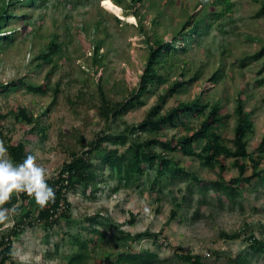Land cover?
Returning a JSON list of instances; mask_svg holds the SVG:
<instances>
[{
  "label": "rangeland",
  "instance_id": "rangeland-1",
  "mask_svg": "<svg viewBox=\"0 0 264 264\" xmlns=\"http://www.w3.org/2000/svg\"><path fill=\"white\" fill-rule=\"evenodd\" d=\"M125 1L130 4V0ZM232 1L233 9L224 19L210 27L202 23L199 34L184 36L189 50L179 55L180 63L172 62L173 66H168L163 73L170 76V81L180 76L182 67L186 70L184 79L198 70H201V75L194 84L186 85L184 92L170 98L165 108L205 93V98L221 101L224 111L231 114L228 125L222 128L224 137L230 140L236 125V98L242 93L255 123V132L249 137V149L252 151L264 135V85L257 84V79L264 76V54L247 67L241 66L239 61L245 55L259 52L264 46V16L255 17L264 0ZM136 6L139 17L137 22L129 24L118 21L117 15L105 8L102 0H48L41 7L17 10L19 13H31V18L14 23L20 27L16 39L0 51V82L27 75L29 81L41 84L55 65L49 86L54 89L59 83L60 93L57 102L44 116L49 126L47 137L29 145L36 163L47 170L48 177L71 157L66 146L74 145L75 134L82 132L90 140L106 127L105 119L98 112V82L113 100L127 97L138 86L149 49L137 26L140 19L146 35H152L151 40L155 37L170 39L187 19L191 23L187 29H190L197 21L206 19L210 12L209 6H203L200 0H144L142 5ZM24 23L27 25L22 26ZM152 30L155 33L149 34ZM55 36L61 43V51L55 57L56 64L45 63L43 67L36 68L35 57ZM96 45H100L99 56H102L98 64L92 56ZM95 65L99 66L97 71L94 70ZM220 66L224 76L219 83H214L209 78ZM166 85L168 83L149 95L145 105L113 121L112 130L122 129L125 121L138 123L144 119ZM52 89L47 95L30 93L25 89L13 91L9 95H0V104L5 112L18 104H26L38 112L53 101ZM11 121L13 118L9 116L8 123ZM10 127H14L10 133L14 141L22 137L26 128L20 123L10 124ZM166 132L171 136L178 130ZM177 159L205 182H196L190 192L185 182H170L159 195L160 202L156 200L155 192L148 193L149 183L144 185L143 193L139 189L113 192L116 181L111 180L103 184L96 199L82 192L72 194L73 221L70 224L62 221L52 230L40 226L28 229L21 236L23 242L17 245V261L19 264H37L42 260L47 264H66L70 255L78 250L73 236H77L82 226L88 225L85 216L98 210L108 213L119 223L129 219V210L139 213L134 225L123 226L132 233L164 228L165 232L160 236V242L164 243L162 246L153 244L151 238L133 244L135 251L149 249L158 253L160 261L157 264H187L179 259L177 251L203 255L208 264H231V256L249 250L245 239L251 233L264 239V181L243 184L241 193L230 198L223 191L214 189L211 183L219 179L218 169L204 167L199 159L181 154ZM232 162V159L227 161L225 178L228 180L238 175ZM260 167H264V159ZM205 184L209 188L200 190ZM176 203L181 207L177 208ZM176 208L178 215L170 220L171 211ZM236 230L242 232L239 239L231 240L224 236V233ZM83 236L91 238L95 234L83 230ZM56 242L60 244L58 253L54 252ZM48 247L54 253L51 257ZM84 251L90 252L86 264H113L121 249L115 243L93 242ZM251 253V264H264V252Z\"/></svg>",
  "mask_w": 264,
  "mask_h": 264
},
{
  "label": "trees",
  "instance_id": "trees-1",
  "mask_svg": "<svg viewBox=\"0 0 264 264\" xmlns=\"http://www.w3.org/2000/svg\"><path fill=\"white\" fill-rule=\"evenodd\" d=\"M114 1L123 7L125 16L133 14L136 17H139L136 5H142L144 2V0H130L128 5L125 0ZM200 1L203 6L208 5L210 8L206 19L197 21L190 29H187L191 24L187 19L181 29L175 31L170 39L155 37L151 40L152 35H146V28L140 19L138 27L142 31L149 49L138 86L127 97L113 100L106 92L105 87L98 82L100 97L98 112L105 119L106 127L101 128L90 140L83 136L82 132H78L74 135V145L67 144L66 149L71 157L47 180L49 186L56 190L54 203H49L42 208L35 202L34 197H30L24 192H14L10 201L0 206L9 209L13 206L18 208L17 214L10 218L12 221L10 226H5L8 222L0 224V264H19L16 257L17 245L23 242L21 236L28 229L40 226L45 230H52L62 221H67L70 224L73 221L72 194L82 192L89 198L96 199L103 184L109 183L111 180L116 181L112 189L113 192L139 189L140 193H143L144 185L149 183L148 193L155 192L156 200L160 202L161 196L159 195L163 192L164 186L170 182H185L189 192L196 182H205L177 159L178 154L197 158L204 167L218 169L219 179L210 182L214 184V189L223 191L230 198L241 193L243 184L251 185L254 181H264V167H260L264 159V135L255 149L251 151L249 137L255 132V123L252 113L246 108L242 93L236 98V125L234 136L230 140L224 137L222 128L228 125L231 114L224 111L221 101L205 98V93H200L192 100L178 101L177 104L165 108L170 98L184 92L186 85L194 84L201 75V70H198L190 78L184 79L186 70H184L185 67H182L180 76L170 81V76L163 73L168 66H173L172 62L174 64L179 62L180 54L189 50L184 36L190 34L193 37L195 34H199L201 29L199 26L202 23H207L206 26L210 27L212 23L228 16L234 6L232 0ZM47 2L48 0H0V51L15 41L20 27L14 23L31 18V13H19L17 10L41 7ZM262 16H264V3L255 14L257 18ZM116 19L120 22L123 21L119 17ZM26 25L27 23L22 24V26ZM153 33H155L154 30L149 34ZM58 39L59 37L55 36L35 57L36 68L43 67L45 63L56 64L55 57L61 51V43ZM94 48L92 56L95 64H98L102 60V56H99L100 45H96ZM263 54L264 46L257 53L241 57L239 63L241 66L247 67L256 63ZM95 66L94 70L97 71L99 66ZM54 69L55 65L47 72L45 81L41 84L29 81L27 75L15 80L0 82V95H9L13 91L22 89L30 93L47 95L52 89L49 84ZM223 76L224 70L220 66L213 72L209 80L219 83ZM167 83L168 85L158 95L157 102L146 112L144 119L138 123L125 121V126L122 129L112 130L113 121H117L125 114L145 105L147 97ZM257 84L264 85V76L257 79ZM52 90L53 101L38 112L26 104H18L5 112L0 104V140L4 141L8 155L15 165L22 164L29 155H32L29 146L31 142L47 137L49 126L44 121V116L58 100L59 83ZM9 116L13 118L11 123H8ZM16 123H20L26 128L22 137L14 141L10 134L14 127H10V124ZM166 130H178V132L169 136ZM229 159L233 160L232 165L237 168L238 175L228 180L225 178V173L228 170L227 161ZM202 188L207 190L209 186L205 184L200 190ZM176 206L177 208L181 207L180 203H176ZM177 208L172 209L170 220L177 217ZM127 213L129 219L123 223L114 221L110 215H107L108 213L105 214L102 210L91 215L87 214L85 222L88 225L82 226V230L72 238L74 244L78 246V250L70 255L66 264H86L90 259V252L84 251V249L93 242L115 243L121 249L113 264H157L160 261L158 253L149 249L135 251L133 244L141 239L151 238L153 244L162 246L164 243L160 242V236L165 232V229L161 228L158 231L145 229L132 233L124 229L123 226L134 225L139 213H135L133 210H129ZM83 230L94 233L95 236L84 237ZM110 232L112 233L109 234ZM241 235L240 230L230 234L224 233V236L231 240L239 239ZM245 241L249 244V250L243 251L235 257L231 256V264H251V251L253 253L264 252V239H259L254 233L246 237ZM59 246V242H56L54 252L58 253ZM50 249L48 247L49 257L54 255ZM176 255L187 264H208L204 261V256L200 254L177 251ZM37 264L47 263L42 260Z\"/></svg>",
  "mask_w": 264,
  "mask_h": 264
},
{
  "label": "clouds",
  "instance_id": "clouds-1",
  "mask_svg": "<svg viewBox=\"0 0 264 264\" xmlns=\"http://www.w3.org/2000/svg\"><path fill=\"white\" fill-rule=\"evenodd\" d=\"M120 7L123 13V7ZM132 15L130 14L129 16ZM117 17L119 16L117 15ZM126 17L128 16L124 15V19L119 18L129 24L130 21L125 19ZM48 178L47 170L38 165L36 158L32 155H29L22 164L15 165L8 155L4 141L0 140V206L9 202L14 192L27 193L28 196L34 197L35 202L42 208L49 203H54L56 190L49 186L47 183ZM17 211V206H13L10 209L0 207V224L8 222L5 226H10L12 223L10 218L12 215L17 214Z\"/></svg>",
  "mask_w": 264,
  "mask_h": 264
},
{
  "label": "bare ground",
  "instance_id": "bare-ground-1",
  "mask_svg": "<svg viewBox=\"0 0 264 264\" xmlns=\"http://www.w3.org/2000/svg\"><path fill=\"white\" fill-rule=\"evenodd\" d=\"M102 1H103V5L105 6V8H107L108 10L112 11L113 13H115L116 15L124 19L122 8L119 5H117L113 0H102ZM125 19H127L130 22L137 21L136 17L133 15L128 16Z\"/></svg>",
  "mask_w": 264,
  "mask_h": 264
}]
</instances>
